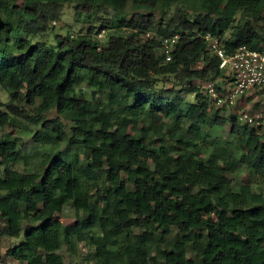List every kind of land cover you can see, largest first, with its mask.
<instances>
[{"label": "trees", "instance_id": "obj_1", "mask_svg": "<svg viewBox=\"0 0 264 264\" xmlns=\"http://www.w3.org/2000/svg\"><path fill=\"white\" fill-rule=\"evenodd\" d=\"M67 4L87 26L55 33ZM208 32L230 53L263 48L264 0H0V218L21 237L10 257L65 264V240L90 244L95 264H264L263 126L233 114L232 139L211 135L227 118L206 83L220 88L226 70ZM13 116L49 146L37 166H14L33 158L3 131ZM69 201L72 226L55 216Z\"/></svg>", "mask_w": 264, "mask_h": 264}, {"label": "rangeland", "instance_id": "obj_2", "mask_svg": "<svg viewBox=\"0 0 264 264\" xmlns=\"http://www.w3.org/2000/svg\"><path fill=\"white\" fill-rule=\"evenodd\" d=\"M82 19H83L82 17H78L75 14V9H74L73 4H67L63 8L61 18L59 20L52 21V24L54 25V32L63 34V35H71L73 33L75 34L81 28L87 26V23H85ZM103 33H104L103 37L101 38L102 41L106 40V36L109 33V29L104 30ZM165 85L171 86L169 82H166ZM86 91L90 93V89L87 88ZM183 96L186 101L195 100V97L193 94L184 92ZM252 98L244 97L237 103L230 104L227 102L224 105L218 104L212 99V102H214V104L217 107H222L221 115L227 118V122L224 126L213 127L210 131L211 135L220 136L226 139H232L233 134H232L231 128L235 121L232 115L236 114L239 117V121L242 122L243 120L240 118L241 113H243V111L245 110L246 111L249 110L253 104L252 102H256L260 100V98L258 97L256 101H253ZM9 100H10V97H9L8 92L5 89L0 88V110L2 111L3 110L5 111V109L7 110L6 104L9 102ZM175 102L177 104H180L177 100H175ZM23 105H26V103L24 102ZM47 115L50 118L55 117L58 115V112L56 109H51L47 113ZM65 122L67 121L65 120ZM25 123L26 122L23 119L14 117L13 121L3 128V131L10 132L13 135L19 136L24 141V147L21 150V154L23 156L30 155L33 158L31 160L30 166L26 165L23 157L18 162H16L14 166L19 168L20 170H25V169H29L30 167L37 166L39 164V159L41 155L49 150V146H44V145L36 143L33 140L32 136H29L26 134L25 126H24ZM259 132H262V133L264 132V126L261 129H259ZM62 150H68L67 142L63 143ZM208 151L209 150L206 148L205 153L207 154ZM230 176L234 184L239 185L248 179V172L244 168H240L235 173H231ZM55 216L57 219L61 220L66 225L72 226L76 223V213H75V209L71 201L65 204V207L63 210L56 212ZM20 241H21V237L16 238V237L10 236L5 220L0 218V261H1V264H13L15 262L19 263L18 261L10 257L7 251L11 246L15 245L16 243H19ZM91 250H92V246L85 242L76 243L75 250H71L70 247L66 245V241L64 240V245L61 249V253L64 257L65 264H76V263L95 264V261L91 260L88 255V253H90Z\"/></svg>", "mask_w": 264, "mask_h": 264}, {"label": "built area", "instance_id": "obj_3", "mask_svg": "<svg viewBox=\"0 0 264 264\" xmlns=\"http://www.w3.org/2000/svg\"><path fill=\"white\" fill-rule=\"evenodd\" d=\"M103 32L97 34L100 39L103 37ZM179 37L180 34L175 33L162 38L168 60L171 59V50ZM203 38L209 44L212 52L219 57L220 68L226 70L225 75L220 78V88H217L213 81L206 83V91L211 99L224 105L227 102L237 103L244 97H253V101L259 97L260 100L252 102L250 109L243 111L240 118L258 129L264 126V47L251 49L243 45L235 52L230 53L214 34L208 32L203 35Z\"/></svg>", "mask_w": 264, "mask_h": 264}]
</instances>
